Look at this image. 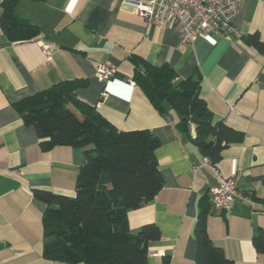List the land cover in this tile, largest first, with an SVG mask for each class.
I'll return each instance as SVG.
<instances>
[{
    "label": "crops",
    "instance_id": "0c3cea01",
    "mask_svg": "<svg viewBox=\"0 0 264 264\" xmlns=\"http://www.w3.org/2000/svg\"><path fill=\"white\" fill-rule=\"evenodd\" d=\"M14 13L41 32L12 41L0 24V264H84L43 255L47 205L34 191L75 196L85 149H42L35 127L16 108L21 99L65 80L86 81L76 96L118 128L148 129L160 140L155 156L164 185L154 199L128 211L132 232L145 223L161 230L160 239L149 243L148 264H164L166 256L169 264H196L194 229L204 196L213 242L235 264H264V251L253 242L258 229L264 235V55L244 40L252 33L264 39V0H241L234 19L238 38L200 34L190 44L175 29L147 22L123 0H19ZM46 43L54 46L50 56ZM135 56L171 65L180 79L198 78L200 96L216 118L241 135L215 165L204 163L205 155L181 129L179 113L170 105L159 111L132 79ZM100 62L119 67L107 83L97 77ZM104 87L109 95L100 102ZM190 135L195 136L193 124ZM214 168L238 181L240 195L223 212L212 199Z\"/></svg>",
    "mask_w": 264,
    "mask_h": 264
},
{
    "label": "trees",
    "instance_id": "16d2710c",
    "mask_svg": "<svg viewBox=\"0 0 264 264\" xmlns=\"http://www.w3.org/2000/svg\"><path fill=\"white\" fill-rule=\"evenodd\" d=\"M18 1L2 0L0 24L12 41L35 38L41 27L15 15ZM244 40L264 55V39L259 33L249 34ZM132 61V79L159 111L170 105L179 113L181 129L213 165L230 141L241 138L225 121L216 118L200 96L198 78L180 79L169 64L156 66L136 56ZM86 84L79 80L61 81L16 103L24 123L35 127L42 149L59 145L85 149L75 196L34 191L47 205L43 215V255L67 263L148 264L149 243L160 239L161 230L155 223H145L132 232L128 211L154 199L164 185L155 156L160 140L148 129L122 130L95 106L80 100L75 92ZM192 124L195 136L190 135ZM261 200L264 202V195ZM199 208L194 229L196 264H235L209 236L208 197H202ZM253 242L259 252L264 251L260 229ZM169 262L170 256H166L164 264Z\"/></svg>",
    "mask_w": 264,
    "mask_h": 264
},
{
    "label": "built area",
    "instance_id": "2783aa9c",
    "mask_svg": "<svg viewBox=\"0 0 264 264\" xmlns=\"http://www.w3.org/2000/svg\"><path fill=\"white\" fill-rule=\"evenodd\" d=\"M147 22L159 26H169L181 36L182 42L190 44L196 36L225 35L238 38L240 31L234 25V19L240 11L241 0H123ZM53 44H43L44 53L51 55ZM119 72V67L111 62L96 65L98 79L107 83ZM106 87L100 94V102L108 98ZM204 163L212 165L209 156H204ZM198 167H193L196 173ZM216 184L211 187L215 209L219 212L228 210L240 195L238 181L234 177H225L214 168ZM251 199V198H250Z\"/></svg>",
    "mask_w": 264,
    "mask_h": 264
}]
</instances>
